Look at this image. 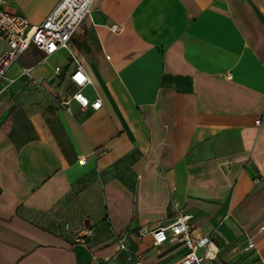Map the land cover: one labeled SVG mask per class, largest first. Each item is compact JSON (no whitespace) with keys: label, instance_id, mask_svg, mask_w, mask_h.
<instances>
[{"label":"crops","instance_id":"crops-1","mask_svg":"<svg viewBox=\"0 0 264 264\" xmlns=\"http://www.w3.org/2000/svg\"><path fill=\"white\" fill-rule=\"evenodd\" d=\"M60 1L6 7L37 24ZM71 46L100 109L60 106L75 91L66 49L30 46L0 82V264H135L123 235L172 264L183 242L137 233L178 208L214 234L210 264H264V0H95Z\"/></svg>","mask_w":264,"mask_h":264},{"label":"built area","instance_id":"built-area-1","mask_svg":"<svg viewBox=\"0 0 264 264\" xmlns=\"http://www.w3.org/2000/svg\"><path fill=\"white\" fill-rule=\"evenodd\" d=\"M8 2L9 0H0V82L3 88L6 81L14 82V79L8 76V72L15 63L20 61L21 56L30 46L42 50L46 56L60 49H66L75 62L70 75L75 91L68 99H62L60 106L72 113L86 108L100 109L103 100L100 97L91 99L84 91L87 85L93 83V79L71 46V39L81 30L84 20L91 18L95 0H61L54 10L37 24L31 23L24 14L9 11L6 7ZM110 28L121 31L123 26L112 24ZM56 71H61V67H57ZM23 74L28 76L30 85H40L34 78L31 67H24ZM260 122V118L256 119V123L260 124ZM84 160L85 158L81 159L82 162ZM191 218V214L178 208L171 222L154 227L142 225L138 229L137 236L142 238L151 235L156 246L166 242H183L188 251L172 264H210V260L217 255V250L213 248L214 234L196 232L190 222ZM91 232L90 228L79 226L75 228L74 237L79 242L87 243V236ZM119 244L120 251L128 252L135 264H147L145 255L136 252L125 235L119 238ZM253 246H255L254 242L248 245V247Z\"/></svg>","mask_w":264,"mask_h":264},{"label":"rangeland","instance_id":"rangeland-1","mask_svg":"<svg viewBox=\"0 0 264 264\" xmlns=\"http://www.w3.org/2000/svg\"><path fill=\"white\" fill-rule=\"evenodd\" d=\"M11 85V83H8L7 81H6V83L4 84V87H5V91L7 90H10V88L11 87H9ZM67 84H63V82H60V84H59V91H58V95L57 96H59L58 98H56V97H53V99H55L56 101H59V99H61V98H63L64 97V95H65V93H68L69 91H71V89H70V87H68V86H66ZM31 87H29V90L30 91H34V92H32V93H30V94H38V92H40L42 89H40V87H38L37 85L35 86V85H30ZM9 87V88H8ZM25 88H27V86H24ZM7 88V89H6ZM28 89V88H27ZM45 96H46V98L45 97H43V96H41V95H39L38 94V97L39 98H44V99H48L47 97H50L51 95L49 94V93H45Z\"/></svg>","mask_w":264,"mask_h":264}]
</instances>
